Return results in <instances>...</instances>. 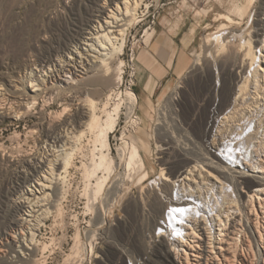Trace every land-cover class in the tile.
Segmentation results:
<instances>
[{
    "label": "bare ground",
    "instance_id": "1",
    "mask_svg": "<svg viewBox=\"0 0 264 264\" xmlns=\"http://www.w3.org/2000/svg\"><path fill=\"white\" fill-rule=\"evenodd\" d=\"M144 1L110 0L100 6L101 9H86L80 17L84 27L75 35L76 45L63 54L54 50L43 60L30 53L24 59L21 75L16 79L0 78V120L19 119L41 103L46 108L62 100L65 92L71 91L72 95L75 88L76 91L77 88L84 90L91 84L111 87L105 97H95L101 91L97 93L96 87L95 96L82 98L75 94L79 103L73 114L64 118L71 110L67 105L60 114L47 118L48 124L61 123L57 132L48 134L46 150L30 159H20L28 166L19 171L22 181L15 191L19 189L20 193L13 199L12 207L22 214H19L16 228L6 233L7 244L16 242L30 246L31 243H27L29 235L34 244L36 233L33 229L52 213L47 205L60 194L58 184L70 175L75 156L84 142L93 146L91 162L82 164L84 188L90 195L89 210L95 209L91 200L103 196L117 168L110 137L118 127L123 107L127 109L134 131L141 122L136 117L137 94L132 88L124 92L120 87L126 65L120 56L124 53L129 30L141 19L138 10ZM247 2L237 6L242 16L248 14L252 5V0ZM97 11L100 14L96 15ZM260 15L262 18L258 19L254 30L249 27L234 33L238 41L236 48L242 53V64H238L239 72L234 77L236 85L230 106L217 118L215 134L205 145L207 158L204 159L210 161L194 160L178 176L168 175L163 168L160 182L156 179L151 182L160 191L149 201L156 212L153 229L159 238L155 249L158 264H264V0ZM150 34L146 32L145 40ZM226 41L218 33L205 37V43L213 45L215 52H223L227 48ZM10 87L14 96L8 92ZM30 132L33 134L34 130ZM125 133L121 139L126 144L122 151L123 162L129 171L142 172L140 180L147 182L149 172L141 149L130 143ZM0 158L3 160L5 156ZM20 160L11 161L18 165ZM181 161L179 156H174L168 164L173 168ZM249 178L256 184L254 188L246 186ZM240 187L243 190L240 191ZM59 203L57 201L54 206L62 214L59 206L62 203ZM99 219H102L100 215ZM28 227L31 231L26 233ZM1 248L0 253L5 250ZM19 252L18 262L25 263L30 253ZM79 253L80 231H77L72 253L65 264H70L68 260ZM42 260H36V264L47 263Z\"/></svg>",
    "mask_w": 264,
    "mask_h": 264
},
{
    "label": "rangeland",
    "instance_id": "2",
    "mask_svg": "<svg viewBox=\"0 0 264 264\" xmlns=\"http://www.w3.org/2000/svg\"><path fill=\"white\" fill-rule=\"evenodd\" d=\"M161 1L167 2V6H173L176 11L207 16L210 23L201 29L197 38L196 46L192 50L189 72L172 90L158 91L151 120L147 124H143L137 108L136 114L141 122L135 131L129 123L127 109L123 107L118 127L110 137L111 153L117 168L112 173V179L103 196H100L99 200H91L94 211L87 207L90 195L84 188L86 180L82 172V164H89L92 160L93 146L91 143H83L85 151L81 147L79 154L75 156V166L70 169V175L58 184L60 194L54 197L56 202L47 205L52 213L42 219L39 228L33 229L36 233L34 244L30 242L31 236H27L30 246L25 245L26 243H6V233L16 228V221L22 214L12 207L13 199L20 193L19 189L18 192L15 191L22 181L19 171L26 170L25 167L28 166L21 163L20 159H30L46 150L48 134L57 132L61 123L54 121L48 124L46 120L50 115L60 114L64 106L68 105L71 110L66 117L63 116L67 118L74 113L76 104L79 103L78 95L82 98L95 96L101 90V96L98 93L95 97H105L111 87L100 88L91 84L84 90L79 89L80 92L77 88L79 93L75 88L72 95L71 91L65 92L67 95L64 93L62 100L46 108L41 103L31 113L19 119L0 120V156H5L3 160L0 158V248L5 249L0 253V264H36V260L40 262L42 259L46 264H65L72 253L77 231H80V253L68 260L70 264H158L155 249L159 238L153 229L156 212L150 207L149 201L160 191L157 190L158 187L152 186L151 182L155 179L160 182L163 168L168 175L178 176L194 160L210 161L204 159L207 158L205 145L215 134L217 118L230 106L236 85L234 77L236 78L239 72L238 64H242V53L236 48L238 41L234 33L240 29L243 32L249 27L254 30L258 19L262 18L260 11L263 5V0H252L248 14L242 16L238 7L247 4L248 0ZM105 2L110 0H0V78L4 76L16 79L21 75L24 72V59L30 53L43 60L54 50L63 54L66 49L76 45L75 35L84 27L80 19L81 14L89 8L101 9L100 6ZM97 14L100 13L97 11ZM146 22L147 20H144L140 25ZM216 33L223 35L225 41L227 40V48L223 52H215L213 45L205 43L206 36ZM140 35L141 32L135 29L129 30L126 48L120 56L126 63L123 84L120 86L124 92L130 88V71L134 68L131 88L136 93V53L143 46ZM132 45L135 47L134 54L129 50ZM198 61L200 63H197ZM1 83L0 80V85ZM92 88L96 89L97 93ZM11 89L10 87L8 92L14 96ZM91 91L95 93L92 94ZM32 129L33 134L30 132ZM123 132L129 136L127 139L130 143H135V139L140 144L137 145L149 172L147 182L140 180L142 172L129 171L123 162L122 151L126 145L121 140ZM174 156H179L182 161L171 168L168 163ZM13 159L20 160L18 165L11 161ZM249 180L246 186L254 188L256 184L252 178ZM92 182L95 183V179ZM241 190L243 189L240 187ZM57 201L62 203H59L64 211L62 214H59L58 207L54 206ZM98 215L102 219L98 220ZM26 230H29L26 233L31 231L29 227ZM45 245L48 247L43 250ZM21 250L30 253L25 263L18 262Z\"/></svg>",
    "mask_w": 264,
    "mask_h": 264
},
{
    "label": "crops",
    "instance_id": "3",
    "mask_svg": "<svg viewBox=\"0 0 264 264\" xmlns=\"http://www.w3.org/2000/svg\"><path fill=\"white\" fill-rule=\"evenodd\" d=\"M209 24L207 16L176 11L173 6H166L161 11L155 30L136 53L134 89L143 124L151 120L158 91L172 90L189 72L192 50L201 29Z\"/></svg>",
    "mask_w": 264,
    "mask_h": 264
},
{
    "label": "built area",
    "instance_id": "4",
    "mask_svg": "<svg viewBox=\"0 0 264 264\" xmlns=\"http://www.w3.org/2000/svg\"><path fill=\"white\" fill-rule=\"evenodd\" d=\"M168 5L167 2L165 1H156V0H148L147 2L144 1V3L140 6L139 10L141 12L142 15L140 21L130 29V31L132 29L137 30L138 32H141V38L143 39V45H145L144 42V38L146 37V32L150 31L151 33H153V31L155 30V26L157 23V20L160 16L161 11ZM138 10V11H139ZM139 12V13H140ZM144 20H147L146 23H143L142 25L141 22H143ZM126 48V46H125ZM130 52L132 54H134L135 52V47L132 45L129 48ZM135 69L132 68L130 73V77H129V86L130 88L132 87L133 84V75L135 74ZM136 117L139 118L138 114H136ZM133 129V128H132Z\"/></svg>",
    "mask_w": 264,
    "mask_h": 264
}]
</instances>
